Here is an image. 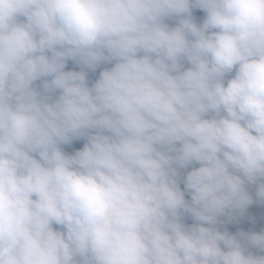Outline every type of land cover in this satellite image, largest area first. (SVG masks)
I'll return each instance as SVG.
<instances>
[{
  "label": "clouds",
  "instance_id": "1",
  "mask_svg": "<svg viewBox=\"0 0 264 264\" xmlns=\"http://www.w3.org/2000/svg\"><path fill=\"white\" fill-rule=\"evenodd\" d=\"M248 185L264 0H0V264H264V231L217 227Z\"/></svg>",
  "mask_w": 264,
  "mask_h": 264
},
{
  "label": "rangeland",
  "instance_id": "2",
  "mask_svg": "<svg viewBox=\"0 0 264 264\" xmlns=\"http://www.w3.org/2000/svg\"><path fill=\"white\" fill-rule=\"evenodd\" d=\"M249 192L253 196V203L250 204L242 213L237 212L232 215L231 218L226 216L224 222L221 225H217L219 230H222L221 226L227 225L229 233L236 235L240 232L252 233V232H262L264 231V202L258 200L255 196V188L249 187ZM233 221H236L233 223ZM248 251H251L254 255H264V251L260 249L249 246Z\"/></svg>",
  "mask_w": 264,
  "mask_h": 264
},
{
  "label": "trees",
  "instance_id": "3",
  "mask_svg": "<svg viewBox=\"0 0 264 264\" xmlns=\"http://www.w3.org/2000/svg\"><path fill=\"white\" fill-rule=\"evenodd\" d=\"M193 17H194L195 21L199 24V23H202L203 22V19L205 17V13L201 9H198V8L197 9H193ZM176 22H177V20L175 18L166 20V23H168L170 26H174ZM185 66H188L187 65V62H185ZM107 67H111V64H102L100 67H98L95 70V72H93L91 70H88V81H89V85H91V83H93L98 78L100 71L103 68H107ZM65 70L66 71H79L80 70V66L77 65L74 61L68 60L67 63H66ZM43 79L44 78H42L41 80H38V81H36L34 83V87H36L37 90H39V91H42L43 90V88H42ZM47 79H50V78H47ZM56 95H58V93H53V97H55ZM85 142H86V140L82 138V139H79V140H73V142L70 145H63L62 147H63V150L65 152H67L69 154H72L75 151H77L79 149H82ZM193 166H198V165H193ZM193 166H189L188 169L182 170V172L184 174H186V172L189 171V170H191V167H193ZM180 187L183 190L184 185H183L182 182L180 184ZM249 187L255 188L256 186L255 185H248V188ZM185 198L186 199H190V195L188 193H186L185 194ZM226 216L220 217L221 223L218 224V225H221L224 222V219H226L225 218ZM227 218H229V216ZM263 218H264V215H263ZM184 222L186 224H188V225H191L192 223H194L193 219L190 216H186ZM235 222L236 221H233V223H235ZM263 224H264V222H263ZM227 225H225V226L222 225L221 226V228H223L222 230L229 231Z\"/></svg>",
  "mask_w": 264,
  "mask_h": 264
}]
</instances>
